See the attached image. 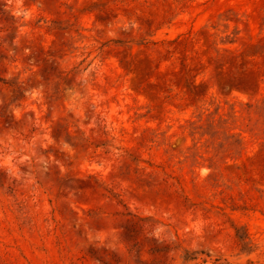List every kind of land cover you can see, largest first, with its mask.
<instances>
[{
  "label": "rangeland",
  "instance_id": "obj_1",
  "mask_svg": "<svg viewBox=\"0 0 264 264\" xmlns=\"http://www.w3.org/2000/svg\"><path fill=\"white\" fill-rule=\"evenodd\" d=\"M0 264H264V0H0Z\"/></svg>",
  "mask_w": 264,
  "mask_h": 264
}]
</instances>
